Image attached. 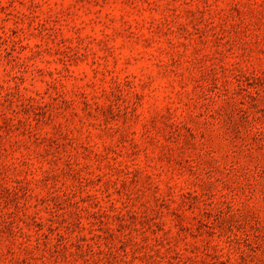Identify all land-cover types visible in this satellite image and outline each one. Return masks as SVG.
I'll return each mask as SVG.
<instances>
[{
    "label": "rangeland",
    "instance_id": "1",
    "mask_svg": "<svg viewBox=\"0 0 264 264\" xmlns=\"http://www.w3.org/2000/svg\"><path fill=\"white\" fill-rule=\"evenodd\" d=\"M0 264H264V0H0Z\"/></svg>",
    "mask_w": 264,
    "mask_h": 264
}]
</instances>
